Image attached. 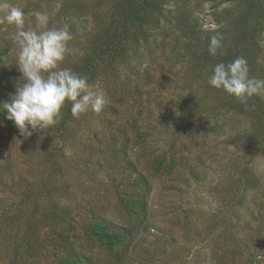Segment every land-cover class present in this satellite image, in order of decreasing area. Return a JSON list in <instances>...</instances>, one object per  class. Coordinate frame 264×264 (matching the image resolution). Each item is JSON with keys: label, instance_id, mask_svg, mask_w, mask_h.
I'll return each mask as SVG.
<instances>
[{"label": "trees", "instance_id": "trees-1", "mask_svg": "<svg viewBox=\"0 0 264 264\" xmlns=\"http://www.w3.org/2000/svg\"><path fill=\"white\" fill-rule=\"evenodd\" d=\"M219 1L214 8L225 2L230 5L223 8V13L215 15L220 29L212 30L202 29V25L192 17V10L188 8L186 0H61L63 6L55 16H50L53 13L48 15L50 27L64 28L65 23L72 38L77 33L81 34L77 36V56L72 55L68 49L61 67H69L87 77L90 84L106 88L104 92L108 95L109 89L115 92L119 89L118 100H132L131 106L137 111L132 117L125 119L118 129H113L110 119L104 120L107 125L100 124L103 126L101 130L93 129V126L86 129L90 126L88 120L91 114H82L77 119L72 116L71 104L68 103L62 110L59 122L45 129L44 137H38L39 131L33 133L31 138L34 140L25 145L27 156L32 162H38L37 166L43 168L46 175L41 178L37 188L33 187L32 191L25 189L19 195L18 210L12 215L9 212L0 215V229L10 224L12 228L9 232L14 243L19 248L23 244L26 247L25 255L19 257L20 253L17 252L10 264H141L139 258L145 247L143 245L148 240L151 228L155 227L150 224L157 211L150 204L154 192L156 194L159 189L184 191L185 186H189L193 179H203L200 175L207 158H196L192 146L196 133L195 121L198 115L206 112L198 107L211 106L206 105L211 95L196 100L190 96L189 101L187 96L177 94V99L182 100L181 106L195 104L196 108L192 107L193 110H190L195 114V120L191 115L181 117V122L175 124L173 115L170 116L168 111L150 110L149 102L142 97L141 91L136 94L129 85L120 86L116 79L117 69L133 54H137V47L144 42L146 45L151 44L155 53L172 46L168 53L175 52L179 60H184L191 52L196 59L194 66H190L194 78H205L207 71L211 76L217 63L227 64L243 57L248 63L249 76L264 80L263 75L254 68L257 56L263 51L264 0ZM42 2L35 0L34 4L43 11ZM108 3L111 6L106 7ZM168 5L173 7H166ZM46 6L47 4L44 5L45 9ZM102 6L104 9L106 7L105 12L102 11ZM111 8V12H108ZM83 17H89L92 24L82 20ZM1 26L0 63L14 46L11 38L13 32L3 35ZM222 27L225 28L224 31H221ZM217 33L222 37V47L213 56L208 52L209 38ZM131 42L136 47L133 48ZM177 47H184L186 52L177 50ZM161 57L165 64L161 65L164 79L160 81L166 83V65L174 60L170 56ZM12 72L13 84L19 76L15 69ZM205 79L208 83L209 78ZM144 80L147 86L154 79L147 73ZM206 86L216 95L217 110L223 109L226 113L240 115L251 123L247 133L236 134L228 142L237 150H264V96H254L244 105L225 91L217 90L209 83ZM2 89L0 88V123L8 122L3 105L11 101L10 94L1 92ZM110 114L118 115L117 108ZM205 123L197 125L198 131H203ZM82 127V132L100 130L95 137L104 148L102 157H97V161H93L95 158H90L87 153L83 159V167L94 166V174L90 177L94 183H97L95 168L99 167L105 173L106 177L99 184L101 194L97 196L88 195L87 192H84L86 196L77 195L72 189L73 185L62 180L66 150L71 147L75 151L72 159L76 161L78 159L74 155L83 147L79 146L82 139L78 135ZM156 137H165V144L160 146L151 143ZM87 145L84 150L90 149ZM105 152L108 160L104 159ZM10 165L8 163V168ZM71 166L75 168L78 165ZM3 167L4 163H0V184L6 186L4 176L7 171ZM223 167L222 171H228V175L216 188L219 205L210 212L206 210L202 213L209 216L204 222L206 230L217 233L228 247L233 244L231 252L228 250V256L230 260L239 261L236 264H264V247L260 244L264 243V203L257 211L247 203L248 192L261 187L258 176L235 154L234 157L232 154L229 163ZM79 182L82 183L80 180ZM159 183H162L161 187ZM77 187L82 191L84 185ZM62 197L73 202L74 208L65 205ZM230 205L241 206V209L246 207L250 211L252 220L247 219L242 224V237L245 235V240L235 236V229H241V223L231 225L230 217L233 219L234 214H229ZM29 206L34 209L31 214L23 211ZM198 217L203 220V217ZM22 226H25L26 234L20 233L19 228ZM41 228L50 230V243L41 237ZM167 234L163 235L166 245L174 240V236L167 239ZM239 240H244V248ZM220 245L219 242L214 247L218 248Z\"/></svg>", "mask_w": 264, "mask_h": 264}, {"label": "rangeland", "instance_id": "rangeland-1", "mask_svg": "<svg viewBox=\"0 0 264 264\" xmlns=\"http://www.w3.org/2000/svg\"><path fill=\"white\" fill-rule=\"evenodd\" d=\"M32 1V3H31ZM42 9L35 5V0H0V17H2L7 9L4 7L5 4L16 6L21 8L25 13L26 25L34 26V12L46 13L50 16H55V13L63 6L61 0H42ZM52 1V2H51ZM188 1V8L191 9L192 17L197 19L199 24H201L202 29L212 30L218 29L220 26L216 22L215 15H219L223 8L229 3L225 2L218 8H214L219 0H186ZM52 3V5H51ZM47 4L46 9L44 5ZM94 5V4H93ZM111 6V3L106 5ZM102 6V11H106ZM166 7H173L168 5ZM112 8L108 11L111 12ZM223 13V12H222ZM224 17V15H222ZM82 20L87 21L88 24H92L89 17H83ZM3 32L1 34L6 35L14 32V28L4 24L1 26ZM64 29L68 28V25L63 24ZM220 29V28H219ZM225 28L222 27L221 31ZM264 31V30H263ZM81 34L77 33L76 37H73L68 42V49L71 51L72 55L77 56L79 46V36ZM76 43V44H75ZM132 43V42H131ZM262 48L263 51L257 56V64L254 68L259 74L264 77V32L262 37ZM129 44V42H128ZM133 48L136 47L135 43H132ZM138 53L133 54V57L120 64L117 69L116 79L119 81L120 86L129 85L130 89L138 94L139 91L142 93V97L149 102L150 110H166L173 115L175 124L181 122V117H188L192 114L193 105H188L186 107L181 106V99H177V94L187 96L190 101V96L193 100L202 99L205 95H211V97L206 102V112L202 113L195 121V127L197 125L203 124V131H198L194 135V147L192 152L197 158L199 156L207 158V163L202 168L203 177L202 180L193 179L189 186H185L184 191H173L159 189L154 192V195L150 199V204H152L155 209H157L156 214L153 215L150 224L155 226L151 228V233L148 234V240L143 245V252L139 258L141 264H236L239 261L230 260L228 256V250L231 252L232 245L227 246L223 238H219L218 234L212 230H206L205 223L209 216H205L202 213L206 210L209 212L215 209L219 205V198L217 196L216 188L219 187L220 183H223L227 179L228 171H222L223 165L229 163L230 157L234 154L238 159L243 160L245 165L250 166L253 171L258 176L259 189L250 190L248 192L247 198L249 200L248 205L253 207L255 211L262 206L264 203V150H258L254 152L251 148L246 152L244 149H236L234 145H231L229 141L230 137L236 134L247 133L250 129V121L240 115H234L226 113L223 109H216L218 106V100H215V93H213L205 78H209L210 74L207 71L204 77L201 79L193 77V72L191 69L194 66V61L196 60L193 54L190 52L184 60H179L176 58V54H169L170 47L164 49V51L153 52V47L151 44L146 45L144 42L140 43L137 47ZM177 50L182 49L185 51L184 47H177ZM18 49L14 45L8 50V55L0 63V88H3L1 92H8L9 94L15 91V86L18 83H23V80H17V82L11 83L12 80V70L18 73L20 78L21 73L16 68V57ZM129 52H132L129 50ZM162 56H170L173 58V62L166 65V73L168 76L165 78V82H161L163 78V72L161 71V65L165 64ZM192 55V56H191ZM196 62V61H195ZM68 62L65 63L67 65ZM191 66V67H190ZM14 67V68H12ZM165 69V68H164ZM149 74L154 80L152 83L145 86L144 77ZM164 73V74H166ZM195 73V72H194ZM264 79V78H263ZM11 83V84H10ZM99 85V84H98ZM100 86V85H99ZM119 86V87H120ZM101 87V86H100ZM97 87L98 90L102 91L106 97L107 104L100 114H95L91 111L90 126L86 129H102L103 126L100 124L107 125L105 119L111 121L113 129H118L124 124L125 119L132 117L134 112L137 110L132 107V100L119 101L117 95L119 89L115 92L113 89H109V96L104 92L106 88ZM112 90V92H111ZM161 99H164L161 101ZM162 104H160L161 102ZM129 102V103H128ZM113 103V104H112ZM128 103V104H127ZM205 106V103H204ZM115 108H117L118 115L110 114ZM208 108V109H207ZM186 111H190L185 113ZM136 115V113H135ZM100 119V120H98ZM176 119V120H175ZM188 119V118H187ZM186 119V120H187ZM195 120V116H194ZM194 127V128H195ZM30 130V129H29ZM83 127L79 130L78 135L82 140L79 142L81 149H77V154L74 155L78 160L72 159V155L75 151L69 147L66 155V159L63 160L62 166L65 168L63 174V181L65 183L72 184V189L77 192V195H84L87 192L88 195L97 196L101 194L100 185L101 180L105 178V173L99 170V167L95 168V175L97 177V183L91 181L90 177L94 174V166L83 167V159L86 157V153L90 155V158H95L93 161H97L102 157L103 145L101 142H97L95 134L99 131L92 132H82ZM74 131L76 129L74 128ZM38 137H44L45 130L39 131ZM33 137V135L31 136ZM31 137H23L19 134L18 130L14 126L12 121L0 123V163H4L7 175L4 176V181L6 186L0 184V215L9 212L10 215L14 211L18 210V199L19 195L23 193L25 189L30 191L37 188L40 185V180L45 176V171L43 168H39L38 162H32L27 156V150L25 145L32 143L34 140ZM165 137L154 138L151 143L154 145L159 144L163 146L165 144ZM72 144V142H71ZM88 144V145H87ZM105 144V143H104ZM90 147V149L84 150L85 146ZM86 151V152H84ZM100 155V156H97ZM89 158V159H90ZM104 159L108 160L106 152L104 153ZM8 163L10 167L8 168ZM71 165H78L72 167ZM88 165V163H87ZM86 165V166H87ZM7 166V167H6ZM86 168L92 171H87ZM79 169L78 172H76ZM98 175V176H97ZM79 180L82 182L80 183ZM80 184L84 185L82 191L77 187ZM159 187L162 183L158 184ZM62 202L71 208H74V203L69 199L62 197ZM230 215L234 214V218L230 217L231 225L237 222L241 223V229H235V236L242 237L244 230L242 224L246 222L247 219L252 220L250 211L241 206L230 205ZM20 209V208H19ZM34 209L30 206L24 208V212L31 214ZM237 212V215H235ZM239 215V216H238ZM115 216V215H114ZM198 216L203 217V220ZM205 219V220H204ZM118 221V220H117ZM173 222H176L174 225ZM40 226V225H39ZM12 226L10 224L1 227L0 229V264H10V262L15 258L16 253L19 252L21 257L25 255L26 247L23 244L21 248L14 243L13 236L9 231ZM25 226L19 228L20 233L26 234L24 230ZM42 229V228H41ZM167 234V239L174 236L173 243L165 244L164 236ZM238 234V235H237ZM41 237L45 242L50 243V230L44 228L40 230ZM245 235L243 239L245 240ZM166 238V237H165ZM243 240V241H244ZM243 241L239 240V244L244 248L245 244ZM221 243L218 248L214 247V244ZM251 243V241H250ZM264 247V243H260ZM19 249V250H18ZM147 251V252H146ZM146 252V254H144ZM41 264H44L41 263Z\"/></svg>", "mask_w": 264, "mask_h": 264}, {"label": "clouds", "instance_id": "clouds-1", "mask_svg": "<svg viewBox=\"0 0 264 264\" xmlns=\"http://www.w3.org/2000/svg\"><path fill=\"white\" fill-rule=\"evenodd\" d=\"M0 25L14 28L12 40L17 47L16 68L21 73L11 101L3 105L7 120L12 121L23 137L44 131L62 118V110L71 104V114L80 118L89 111L100 114L107 104L104 93L90 84L88 78L69 67H61L72 39L64 28L49 26L48 14L34 12V26L26 25L24 11L5 4ZM222 47L219 33L209 38L208 52L215 56ZM210 86L223 90L247 105L254 96H264V80L249 76L247 60L236 58L230 63H217L208 79ZM31 129V130H29Z\"/></svg>", "mask_w": 264, "mask_h": 264}]
</instances>
